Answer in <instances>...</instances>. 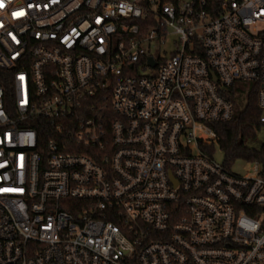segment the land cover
<instances>
[{"label":"built area","instance_id":"1","mask_svg":"<svg viewBox=\"0 0 264 264\" xmlns=\"http://www.w3.org/2000/svg\"><path fill=\"white\" fill-rule=\"evenodd\" d=\"M0 4V264H264L261 166L209 152L235 83L264 123V0Z\"/></svg>","mask_w":264,"mask_h":264},{"label":"trees","instance_id":"2","mask_svg":"<svg viewBox=\"0 0 264 264\" xmlns=\"http://www.w3.org/2000/svg\"><path fill=\"white\" fill-rule=\"evenodd\" d=\"M256 88L253 83H235L227 92L236 106L235 116L215 128L219 135L217 144L226 157L225 165L232 167L238 159L258 162L264 176V141L259 140L261 134L264 136V123L260 121L262 110L257 104ZM215 146H211L209 152L214 153Z\"/></svg>","mask_w":264,"mask_h":264},{"label":"rangeland","instance_id":"3","mask_svg":"<svg viewBox=\"0 0 264 264\" xmlns=\"http://www.w3.org/2000/svg\"><path fill=\"white\" fill-rule=\"evenodd\" d=\"M165 48H168V49H171L172 48V42L171 40L170 41H167L166 45L165 44H162L160 41H156L155 43V50H154V54L156 56H158L163 49ZM259 140L260 141H264V136L261 134L260 137H259ZM214 156H216V160H218L219 162H224L225 160V156H224V152L222 151V149L220 148V146L218 144H216L215 146V152H214ZM252 163H248L244 160H240L238 159L233 165H232V169L235 171V172H238V173H247V172H251L252 171V166L251 165Z\"/></svg>","mask_w":264,"mask_h":264},{"label":"water","instance_id":"4","mask_svg":"<svg viewBox=\"0 0 264 264\" xmlns=\"http://www.w3.org/2000/svg\"><path fill=\"white\" fill-rule=\"evenodd\" d=\"M149 64L152 65V67L155 65V62L153 61V58L149 59Z\"/></svg>","mask_w":264,"mask_h":264},{"label":"snow or ice","instance_id":"5","mask_svg":"<svg viewBox=\"0 0 264 264\" xmlns=\"http://www.w3.org/2000/svg\"><path fill=\"white\" fill-rule=\"evenodd\" d=\"M0 7H3V5H2V4H0Z\"/></svg>","mask_w":264,"mask_h":264}]
</instances>
